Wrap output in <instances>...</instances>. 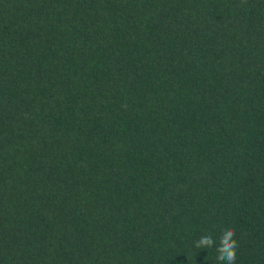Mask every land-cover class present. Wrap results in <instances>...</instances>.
Instances as JSON below:
<instances>
[{
  "label": "trees",
  "instance_id": "trees-1",
  "mask_svg": "<svg viewBox=\"0 0 264 264\" xmlns=\"http://www.w3.org/2000/svg\"><path fill=\"white\" fill-rule=\"evenodd\" d=\"M264 264V0H0V264Z\"/></svg>",
  "mask_w": 264,
  "mask_h": 264
},
{
  "label": "clouds",
  "instance_id": "clouds-1",
  "mask_svg": "<svg viewBox=\"0 0 264 264\" xmlns=\"http://www.w3.org/2000/svg\"><path fill=\"white\" fill-rule=\"evenodd\" d=\"M235 229L224 227L217 239L211 233L201 235L193 241L194 249L214 248L218 264H236L238 241L235 239Z\"/></svg>",
  "mask_w": 264,
  "mask_h": 264
}]
</instances>
